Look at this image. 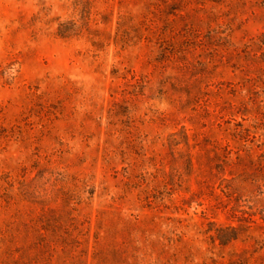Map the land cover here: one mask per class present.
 I'll use <instances>...</instances> for the list:
<instances>
[{"label":"rangeland","instance_id":"374dc122","mask_svg":"<svg viewBox=\"0 0 264 264\" xmlns=\"http://www.w3.org/2000/svg\"><path fill=\"white\" fill-rule=\"evenodd\" d=\"M0 264H264V0H0Z\"/></svg>","mask_w":264,"mask_h":264}]
</instances>
